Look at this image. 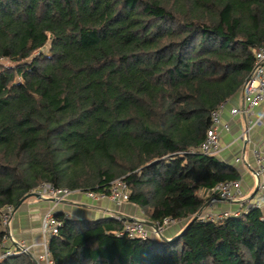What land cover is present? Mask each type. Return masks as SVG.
Returning <instances> with one entry per match:
<instances>
[{"label": "trees", "instance_id": "trees-1", "mask_svg": "<svg viewBox=\"0 0 264 264\" xmlns=\"http://www.w3.org/2000/svg\"><path fill=\"white\" fill-rule=\"evenodd\" d=\"M259 48L264 0H0V217L41 186L109 195L121 179L127 203L183 223L179 236L130 239L122 219L55 212L53 264H264V211L193 219L200 191L240 182L196 151ZM4 236L0 220V255Z\"/></svg>", "mask_w": 264, "mask_h": 264}, {"label": "built area", "instance_id": "built-area-1", "mask_svg": "<svg viewBox=\"0 0 264 264\" xmlns=\"http://www.w3.org/2000/svg\"><path fill=\"white\" fill-rule=\"evenodd\" d=\"M254 68L243 84L240 97L241 104L238 107H233L229 110L231 117L243 116L246 120L242 133L236 141L242 145L247 143L248 135L256 128H264L262 116L252 117V112L264 105V48H259L254 51ZM227 103L220 106L216 111L210 115V127L206 132L204 141L197 149V153L203 156L212 157L218 159L224 151L221 147L220 140L223 134L230 132L229 123H225L221 120V112ZM233 141L230 145L234 144ZM227 145L225 148H228ZM245 152V150H244ZM251 156L253 159V168H250L246 162L245 155L234 159V164H241L245 168L250 169L251 177L256 185V192L254 199L248 205V208L264 211V142L260 147H255L251 150ZM34 193H36L41 200L52 199L56 203H61L73 194L80 192H70L62 189H53L49 186H41ZM211 199L206 205L205 209H208L210 213L199 214V218L202 220H222L227 216L237 217L239 212L228 213L227 211L216 212L212 211L214 204H236L240 203L244 199V194L241 188L240 182H227L219 184L212 188L209 192ZM87 198L95 201L109 200L115 206L128 202V190L124 182L119 179L114 181L110 186L109 195L95 194L92 192L83 193ZM14 210L11 207L5 208L1 213V225L4 229L5 236L3 239L4 250L0 255V259L10 257L17 254L32 255L34 246L26 245V243L16 240L13 236L11 225L14 216ZM116 219H122L123 230L122 234L127 235L130 239H139L146 241L148 239L162 240L163 233L167 228L173 226L178 221L172 219H164L162 221L152 222L147 225L144 220H124L116 216ZM60 223L54 218L52 211L44 215L41 221L40 232L42 236V242L40 247L42 248V254L34 257L36 264H53L51 261L50 253L48 251V241L50 238L58 233ZM5 243L10 247L6 248Z\"/></svg>", "mask_w": 264, "mask_h": 264}, {"label": "crops", "instance_id": "crops-1", "mask_svg": "<svg viewBox=\"0 0 264 264\" xmlns=\"http://www.w3.org/2000/svg\"><path fill=\"white\" fill-rule=\"evenodd\" d=\"M240 104L241 97L240 94H238L226 104L221 112V120L225 123H229L230 132L221 136L220 144L221 147L224 148V151L219 156L218 160L233 166L237 170L240 175V184L243 186V191L251 194L253 191L251 185L253 179L251 177L250 169L245 168L241 164H234V159L242 156L244 153L246 162L249 164L250 168H253L254 165L251 150L255 147H260L263 144L264 128L254 129L248 135V141L244 145L236 141L244 129L246 120L243 116L231 117L229 115V110L233 107L240 106ZM258 116H262L264 123V105L252 112V117ZM233 141L236 142L230 145ZM227 145L230 146L225 148ZM243 178H245V180L242 181ZM203 192L207 193L205 191ZM214 207L219 209L217 212H221V210L228 212L235 211V209L239 207V204L216 203L214 204ZM50 211L53 213L61 212L65 217L72 220L94 221L107 217L116 218V216H120V218H123L126 221L128 219L146 221L140 210L129 203L115 206L109 200H91L83 193L73 194L61 203H56L52 199L41 200L30 198L15 210L12 220V232L15 236L22 238L24 242L26 241V244L28 243V245L34 246L32 252L35 256H40L43 252L40 248L42 242L40 226L42 218ZM180 223L181 222L175 225H179ZM173 226H170L165 230L162 240H170L179 235L183 225H179L180 227L178 228H176L177 226Z\"/></svg>", "mask_w": 264, "mask_h": 264}, {"label": "rangeland", "instance_id": "rangeland-1", "mask_svg": "<svg viewBox=\"0 0 264 264\" xmlns=\"http://www.w3.org/2000/svg\"><path fill=\"white\" fill-rule=\"evenodd\" d=\"M46 49L44 50H42V52H44V53H46ZM0 65L1 66H3V67H7V66H11V64L9 63V62H7V61H0ZM243 180H245V178H243L242 179V181ZM252 189H253V191H252V193L250 194L249 192L248 193H245L244 191H243V186H242V184H241V188H242V191H243V194H244V199H243V201L242 202H240V203H236V204H239V207H237V209L239 210V208H240V205H243V204H245V205H249L250 204V202L254 199V191H255V188H256V185L254 184V182H252ZM254 193V194H253ZM198 195H199V197L200 198H202L203 200H205L206 201V204H208L209 203V200L211 199V196L209 195V193H204L203 191H200L199 193H198ZM206 204L204 205V207L200 210V212L202 211V213H210V211L208 210V209H205L206 208ZM224 204V203H223ZM220 206H222V205H220ZM226 210V209H225ZM15 211V210H14ZM212 211L214 212V213H216L217 211H219V209H216L215 207L212 209ZM221 212H223L222 210H221ZM179 225H183L182 223H180ZM179 225H174L173 227H176V228H178V227H180ZM11 230H12V225H11ZM13 233V232H12ZM13 236H14V238L16 239V240H18V241H20V242H23V243H26V241L24 242V240L22 239V238H20V237H17V236H15L14 234H13ZM26 245H28V243L26 244ZM5 246H6V248H9L10 247V245L9 244H7V243H5ZM41 248V247H40ZM41 250H42V248H41ZM33 259H35L34 257H37V256H35V255H33V253H32V255H30Z\"/></svg>", "mask_w": 264, "mask_h": 264}, {"label": "water", "instance_id": "water-1", "mask_svg": "<svg viewBox=\"0 0 264 264\" xmlns=\"http://www.w3.org/2000/svg\"><path fill=\"white\" fill-rule=\"evenodd\" d=\"M256 192V189H255V191H254V193ZM253 193V194H254ZM30 198H36V199H40L39 198V196L36 194V193H32V194H30V195H28V196H26L21 202H20V204H19V206L15 209V210H17L20 206H21V204L23 203V202H25L26 200H28V199H30ZM199 214H200V211L196 214V216L193 218V219H196L198 216H199ZM118 217H120V216H118ZM129 220V219H128ZM147 225H150V222H145ZM179 236V235H178ZM178 236H176V237H178ZM175 237V238H176ZM175 238H173V239H175ZM173 239H170V240H162V241H165V242H169V241H172Z\"/></svg>", "mask_w": 264, "mask_h": 264}]
</instances>
